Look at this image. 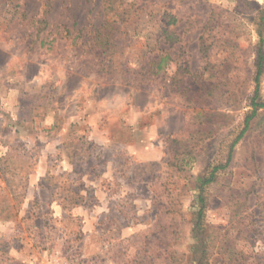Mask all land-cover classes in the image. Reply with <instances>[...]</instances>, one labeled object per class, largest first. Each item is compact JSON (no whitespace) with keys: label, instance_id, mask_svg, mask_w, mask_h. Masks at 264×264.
<instances>
[{"label":"rangeland","instance_id":"1","mask_svg":"<svg viewBox=\"0 0 264 264\" xmlns=\"http://www.w3.org/2000/svg\"><path fill=\"white\" fill-rule=\"evenodd\" d=\"M261 49L264 0H0V264H264Z\"/></svg>","mask_w":264,"mask_h":264},{"label":"trees","instance_id":"2","mask_svg":"<svg viewBox=\"0 0 264 264\" xmlns=\"http://www.w3.org/2000/svg\"><path fill=\"white\" fill-rule=\"evenodd\" d=\"M172 21H173V18H170L169 22H172ZM164 31L167 32L168 31L167 28ZM203 46H204V44H203ZM263 59H264V55H263V52H262V49H261L260 53H259V58H258V65H257L258 69H257V73L255 75V82H256L257 86L255 88V94H254V96L252 98V102H251L252 109L246 115L245 127L243 128V130H242L241 134L239 135L238 139H240L244 135L245 131L248 130V128L250 127V121L252 119H254L255 117L264 116V110H263L264 109V99L258 100V98H259V82H260V76H261V72H262L261 71V65H262ZM167 60H168V56L162 57L159 61L154 60L152 62L153 63V69H156V71L159 72L161 69H163V67L165 66V63L167 62ZM220 168H222V166L215 167L208 176L199 178L200 184H201V186H199V188L201 190H203V188L206 185L210 184L211 182H213L215 180L216 171L218 169H220ZM200 197H201V200H202L203 196L200 195ZM199 213H202L201 209H200Z\"/></svg>","mask_w":264,"mask_h":264}]
</instances>
